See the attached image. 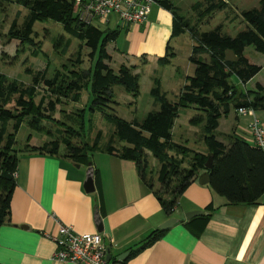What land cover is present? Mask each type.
<instances>
[{
	"label": "trees",
	"instance_id": "trees-1",
	"mask_svg": "<svg viewBox=\"0 0 264 264\" xmlns=\"http://www.w3.org/2000/svg\"><path fill=\"white\" fill-rule=\"evenodd\" d=\"M14 1L23 5L27 13L21 23L17 22V16L12 20L7 31L9 38H16L21 44L28 42L34 45V23L52 19L60 22L69 35H61L56 45L62 43L63 49L67 50L73 39L79 42L75 57L55 67L51 75H48L49 61L42 69L26 65L24 71L31 76L28 84L0 72V224L9 221L20 150L57 154L63 149V155L82 163H90L96 151L131 159L136 164L139 177L152 189L167 213L174 209L188 184L203 171H208L210 187L224 196L228 203L257 201L264 192V150L234 131L225 134L227 142H224L216 137L215 130L219 118L230 111V104L235 110L242 105L253 109L264 108V94L259 91L263 89L261 83H257L259 90H248L244 95L240 93L237 96V88L230 81V76L235 75L245 83L261 69L259 64L248 60L244 48L252 44L255 50L264 52V0L240 10V19L245 25L234 35L223 30L222 22L210 29L200 28L216 10L227 7V0H197L191 6L195 18L182 15L180 7L171 0H154L172 13L170 37L187 32L194 41L188 56L195 65L194 70L185 76V82L174 100L166 97L161 91L160 80L154 78L151 94L159 105L142 119L127 120L107 111L105 116L114 128L103 143H100L101 130L96 132L92 142L78 137L83 127L79 116H83L86 107L91 111L112 109V105L117 103L112 88L115 83L122 84L134 97L139 93V77L133 72L136 64L122 63L116 69L109 64L112 55L107 45L118 36L119 29H101L79 20L73 10L74 0ZM236 17L233 15L229 20ZM168 41L165 53L157 58L160 64L169 63L174 57ZM83 47L89 49L86 54L91 60L86 69L80 67ZM226 48L233 49L238 59L225 60ZM37 54L38 51L33 48L32 55ZM145 62L146 58L141 55L140 64ZM84 90L88 92L89 100L87 106L78 109L74 116L77 127L73 121L55 116L58 104L66 99L79 102ZM189 105L201 111L189 121L191 124L203 123L202 140L206 152L172 139L179 108ZM67 115L71 117V114ZM23 124L34 131L45 132L51 138L35 145L29 143V133L26 143L18 149L16 134ZM75 136L79 138V143L73 141ZM208 154L213 157L210 168L204 165ZM149 155L158 162L155 179ZM210 207L212 205L208 204L205 210ZM208 215L193 216L189 222H196L197 229L201 230ZM165 229L158 227L150 231L138 246L130 249L129 255L162 236Z\"/></svg>",
	"mask_w": 264,
	"mask_h": 264
},
{
	"label": "crops",
	"instance_id": "crops-1",
	"mask_svg": "<svg viewBox=\"0 0 264 264\" xmlns=\"http://www.w3.org/2000/svg\"><path fill=\"white\" fill-rule=\"evenodd\" d=\"M154 2L143 22L124 24L116 17L113 26L109 18L98 26L119 29L107 45L112 57L116 53L123 63L138 66L141 55L150 62L165 53L167 41L170 44L173 38L172 13ZM187 36L190 51L194 41ZM254 116L264 125V108L247 114L234 108V120L225 134L234 131L252 140L249 122ZM89 165L92 189L84 186ZM15 181L9 221L0 224L1 264H74L53 257L56 242L47 233L57 232L58 221L78 232H100L110 253L107 264H264V192L253 203H228L198 176L178 197L173 213H167L139 177L133 160L104 151L94 152L90 163L73 161L62 150L57 154L20 151ZM208 204L212 205L206 210L208 220L198 230L185 213L205 210ZM171 216L177 221L162 236L129 255Z\"/></svg>",
	"mask_w": 264,
	"mask_h": 264
},
{
	"label": "rangeland",
	"instance_id": "rangeland-1",
	"mask_svg": "<svg viewBox=\"0 0 264 264\" xmlns=\"http://www.w3.org/2000/svg\"><path fill=\"white\" fill-rule=\"evenodd\" d=\"M171 1L180 7L182 15L195 18V11L191 6L197 0ZM227 3L226 8L216 10L208 17V20L200 25V28L203 30L210 29L222 22L223 30L234 35L238 30L244 28L245 25L240 19V10L257 5L258 0H227ZM26 13L27 9L14 0H0V72L5 73L10 78H17L28 84L31 81V76L24 71L26 65L42 69L45 67L47 61H49L48 75H51L55 67H60L70 57H75L79 40L73 39L67 50L63 49L62 43L56 45L57 39L61 35H69L64 31L60 22L52 19H45L34 23V39L36 41L34 45L28 42L21 44L16 38H9L7 31L12 20L17 16V22L21 23ZM233 15H237V17L229 20ZM115 19L114 14L109 15L108 23L110 26H113ZM187 37V32H184L171 39V50L174 51V58H172L171 62L160 64L156 60H150V62L140 64L133 69V72L137 73L139 77V93L137 97H134L122 84L115 83L112 88L113 96L117 103L112 105V109L105 111L96 109L95 111H91L86 107L85 111H83V116H79L83 127L78 137L81 136L82 139L92 142L96 132L101 130L100 143L105 142L114 128L112 122L105 116L107 111L115 112L122 118L132 120L134 118L142 119L150 110L158 108L159 103L154 100L151 94V88L156 77L160 80L161 91L166 94L168 99L174 100L183 82H185V76L192 74L195 66L188 58L191 50H188L190 47L188 42L185 43ZM33 48L38 51L37 55H32ZM88 51L89 49L87 50V48L83 47L81 53L82 62L80 63V67L85 69L91 64V60L86 54ZM244 54L250 62L259 64L261 69L245 83L241 82L235 75L230 76V81L237 88L236 95L238 96L240 93L244 95L248 90H259L257 87L258 82L263 85V89L259 91L264 94V52L255 50L254 46L250 44L245 46ZM203 57L208 59L206 54H203ZM121 59L123 58L114 53L113 57L109 60L110 66L116 69L124 62ZM88 100V92L84 90L79 102L66 99L58 104L55 116L68 121L71 120L75 123V127H77L78 122L74 119V116L78 109L82 106H87ZM230 105L228 115L219 118V125L215 130L216 137L220 140H226L225 133L229 130L234 120V107L232 104ZM199 112L201 111L192 105L179 108L172 128V139L174 141L187 144L197 150L206 148L202 140L204 136L203 123L191 124L189 121L193 115ZM256 113L258 114L259 112ZM65 114H71V117L65 116ZM46 124L54 127L49 122H46ZM29 133L31 134L29 142L42 143L51 138L49 134L34 131L26 124H23L16 134V148L20 149L26 143ZM78 137L75 136L73 141L79 143ZM149 163L155 179L158 162L152 155H149ZM170 213H173V210Z\"/></svg>",
	"mask_w": 264,
	"mask_h": 264
},
{
	"label": "built area",
	"instance_id": "built-area-1",
	"mask_svg": "<svg viewBox=\"0 0 264 264\" xmlns=\"http://www.w3.org/2000/svg\"><path fill=\"white\" fill-rule=\"evenodd\" d=\"M154 0H74L73 10L79 20L99 26L110 14L124 23L143 22ZM238 114L253 113L254 109L238 106ZM254 144L264 150V125L254 116L249 122ZM56 242L53 257L74 264H107V247L98 231L78 232L72 225L58 221L57 232L47 233Z\"/></svg>",
	"mask_w": 264,
	"mask_h": 264
},
{
	"label": "water",
	"instance_id": "water-1",
	"mask_svg": "<svg viewBox=\"0 0 264 264\" xmlns=\"http://www.w3.org/2000/svg\"><path fill=\"white\" fill-rule=\"evenodd\" d=\"M224 59L225 60H229V61H235L238 59V56L235 54V52L233 51V49L231 48H226L225 49V53H224ZM212 154H208L207 158L205 160V167L206 168H210L212 165ZM199 181L201 183H208L209 181V174L208 171H203L199 174ZM84 186L87 189H92L93 188V167L91 165H89L86 169V177L84 179ZM207 213L206 210L203 209H193L190 211H187L185 213V217L186 219H190L193 216L196 215H200V214H205ZM177 221V218L174 216L168 217L165 221H163L160 225L159 228H167L169 226H171L172 224H174ZM127 254V251H125L124 253H122L120 255V258L124 257ZM106 259L107 261L110 259V253H109V249H107V254H106Z\"/></svg>",
	"mask_w": 264,
	"mask_h": 264
}]
</instances>
